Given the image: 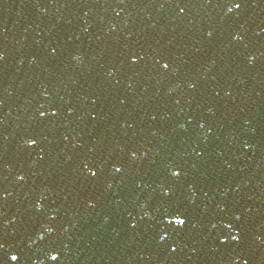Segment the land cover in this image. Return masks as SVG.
<instances>
[{
  "label": "snow or ice",
  "instance_id": "6c2138e0",
  "mask_svg": "<svg viewBox=\"0 0 264 264\" xmlns=\"http://www.w3.org/2000/svg\"><path fill=\"white\" fill-rule=\"evenodd\" d=\"M176 223H177V224H183L184 221H183L182 219L177 218V219H176Z\"/></svg>",
  "mask_w": 264,
  "mask_h": 264
}]
</instances>
